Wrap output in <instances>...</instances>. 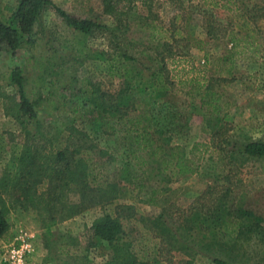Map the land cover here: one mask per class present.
<instances>
[{
	"label": "rangeland",
	"instance_id": "1",
	"mask_svg": "<svg viewBox=\"0 0 264 264\" xmlns=\"http://www.w3.org/2000/svg\"><path fill=\"white\" fill-rule=\"evenodd\" d=\"M50 1L72 19L90 21L96 27L85 36L69 27L54 9L48 8L34 26L33 33L25 36L24 43L16 52H12L0 39V95L9 96L7 100L0 98V136L6 145L22 141L23 138L21 132L17 131L14 120L5 113V105L10 102L8 100L16 96L17 88L11 86L9 79L14 68L22 70L24 92L28 100L34 102L40 98L36 109L40 112L38 121L42 124V130L47 129L48 123L54 122L55 129L52 132L55 133L59 131L56 127L67 125L71 121L72 118L67 117L68 110L85 100L90 89L89 83L100 85L103 91L112 92L117 89L119 82L116 76L112 79L114 72L116 75H123L127 71L134 82V74L142 71L144 79H149L146 76H150L158 66L156 55L161 54L169 76L176 85L179 79L205 80L207 87L221 93L224 102L228 104L218 115L217 121H209L206 133L204 113L195 111L197 100H188L176 91L177 102L164 104L161 101V106H167L168 109L174 104L178 110L185 108L187 112L190 109L189 125L185 131L174 133L172 145L182 148L186 153L195 144L220 147L222 151L205 154L198 174L175 180L161 178L160 181L146 175L143 177L142 174L139 181L135 182L142 186H132L120 174L122 158L118 157L121 151H117V148L120 150L121 145L112 137H103L101 133L93 135L83 142L81 151L95 145L96 148H92L95 153H98L96 149H103L107 154H98L100 168L93 170L92 176L96 180L91 184L92 191L87 190L77 195L70 191L59 193V189L58 192L54 191V185L39 187L33 197H38V205L43 208L40 210H24L16 204L18 197L10 198L7 194H0L3 205L8 210L5 217L9 225L8 231L0 240V264H6V252L10 247H19L21 240L29 245L30 252L25 255V264H30L34 260L32 258H37L44 249L52 257L58 256L61 260L59 264H104L109 257L108 250H84L88 226L101 217L104 211L112 215L122 214L126 240L131 243L132 252L147 264H214V259L228 264H264V158L245 161L238 154V149L246 143L264 142V60L257 63L225 60V53L230 47L226 38L211 42V49L205 60L203 52L192 46L186 47L185 40L174 42L171 36L176 29H180L184 35L188 33L198 39H207L200 27L202 16L196 8L202 7V3L213 1L225 5L226 1ZM17 4L18 0H0V22H8ZM263 4L264 0H231L229 5L226 4L228 9L221 8L214 11V14L223 27L231 26L229 29L254 26L261 38L258 34L254 37L264 48V19L254 20V17L261 14L258 9ZM153 34H164L169 40L165 43L153 41ZM119 51L137 61L129 63L120 60L114 62L113 68L108 60L113 56L117 57ZM96 55L104 60L97 59ZM146 67H150V70L147 71ZM86 120L77 119L75 123L83 133H88L89 130ZM70 142L71 140H59L54 145L47 146V153L50 151L49 156L53 153L56 155L66 147L65 144H69V152L80 148ZM230 150H233L232 154L227 153ZM220 154H224L233 164L228 165L227 172L225 157L222 155L221 159ZM112 155L115 157L113 160L110 158ZM9 158L7 152L0 155V179ZM218 173H221L218 176V187L220 183L225 186L228 184L234 202L242 198L239 203L241 205L228 206L253 213V217L231 222V225L237 227L235 229L230 225V230H239L232 246L223 244L225 234L222 230H218L216 234L206 230L205 226L193 227L190 224L195 209L201 213L214 210L215 205H201L202 200L196 202L207 186L213 184ZM100 183L103 187L97 188ZM110 185H115L121 192L116 199H107L112 195L109 193ZM73 204L95 206L86 210V206L81 207L84 209L81 215L70 222L67 230L59 228V232H54L52 236H39L42 226L38 221L50 217L51 208L47 207ZM251 225H256L257 229L252 228L249 232L247 230ZM66 231L73 236H67ZM67 244L75 249L68 253H57L60 245Z\"/></svg>",
	"mask_w": 264,
	"mask_h": 264
},
{
	"label": "trees",
	"instance_id": "2",
	"mask_svg": "<svg viewBox=\"0 0 264 264\" xmlns=\"http://www.w3.org/2000/svg\"><path fill=\"white\" fill-rule=\"evenodd\" d=\"M176 1L178 2V0ZM225 1V5L220 4L219 1H213L202 3V7L196 8L199 9L202 16L203 21L200 27L207 39H198L188 33L184 35L180 29H176L171 35L174 42L185 40L186 47L192 46L203 52L206 60L211 49V42L226 38L230 47L225 53V60L248 63L264 60V48L254 37L258 34V37L261 38L260 32L254 26L247 28L239 26V29L235 30L234 28L229 29L230 25V27L221 25L214 11L221 8L228 9L227 5L231 0ZM48 8L54 9L69 27L85 36L96 27L90 21L72 19L50 0H18L16 10L8 22H0V39L12 52H16L18 47L24 43L25 36L33 33L34 26ZM258 11L261 14L254 17V20L264 19V4ZM245 18L250 19V17ZM151 40L165 43L169 39L164 34L158 36L153 34ZM25 42L27 43V40ZM117 55V57L113 56L108 60L112 63L113 68H115L114 62L120 60L129 63L137 61L136 58L130 57L122 51H119ZM97 56L99 57V55ZM98 57L97 59L104 60L102 57ZM155 60H158V66L150 76H146L149 79H144L142 71H137L134 74V82L127 71L123 75H116L115 72L112 75L110 71L112 79L113 76L119 79L117 89L112 92L103 91L100 85L89 83L90 89L85 100L80 105L75 104L68 110L67 117L72 118L71 121L67 125L61 124V127H56L59 131L55 133L52 132V129H55L54 122L48 123L47 129L42 130V124L38 121L40 112L36 109L40 98L34 102L28 100L24 92L22 70L14 68L9 79L11 86L17 88L15 96L17 101L14 97L8 100L10 101L8 105L4 103L3 105H5V113L14 120L17 131L21 132L20 135L23 138L22 141L6 145L0 136V155L7 152L10 156L5 163L3 177L0 179V194H7L10 198L18 197L16 204L24 210L28 208L40 210L43 208L38 205L40 202L38 197L36 199L33 197L39 187L54 185V191L59 189V193L70 191L77 195L87 190L92 191L91 184L96 180L92 176L93 170L100 168L97 161L98 154L104 156L107 153L103 149H96L98 153H95V149L92 150V148H96L95 145H91L92 147H87L83 151L80 146L86 139H91L98 133H101L103 137H112L115 142L121 145L120 150L117 148V151H121L118 157L122 158L120 174L121 177L127 178L132 186H142L141 183H135L139 181L142 174L143 177L146 175V177H152L158 181L161 178L175 180L179 177L198 174L201 171L200 164L204 160L205 154L212 152L215 154L222 149H219L220 147L213 148L207 144H195L187 154L182 148L172 145L174 133L185 131L186 126L189 125L190 109L187 112H185V108L178 110L177 105L175 108V104L168 109L167 106H161L160 102L162 101L164 104L177 102L176 91L182 93L188 100H197L198 106L195 111L204 113V131L206 133H208L209 121H217L218 115L228 107V104L224 102L221 93L207 87L205 80L190 78L182 81L179 79V83L176 85L169 76L164 57L157 54ZM149 68L146 67V70L149 71ZM0 98L7 100L9 96L2 95ZM77 119L88 120V133L81 132L75 126ZM64 139L71 140L80 148L69 152L67 147L69 144H65L66 147L60 149L56 155L53 153L49 156L50 151L47 153V146L54 145L59 140L63 142ZM12 141H14L13 137ZM71 142L70 144H72ZM227 153L232 154L233 150L227 151ZM238 154L245 161L263 159L264 142L246 143L238 149ZM222 155L224 156V154L219 155L221 159ZM210 157L212 158L211 155ZM110 158L113 160L115 157L112 155ZM224 162L227 172L228 165L233 164L227 160V157ZM219 175L221 173L215 175L213 184L207 186L206 191L196 202L199 203L202 200L201 205H208V203L215 205L214 210L206 213H201L197 209L193 210L190 224L193 227L195 225L205 226L206 230L216 234H218V230H222L225 234L223 244L232 246L235 244V235L239 230H230L231 222L235 223L233 220L238 222L253 217V213L228 206L241 205L239 203L242 198L234 202L232 191L230 192L231 188L227 187L228 184L225 186L220 183V187H218ZM222 180L224 181V179ZM110 186L109 193L112 195L107 199H116L121 192L116 189L115 185ZM96 187L100 188L103 185L100 183ZM84 206H86L84 208L86 210L95 205L73 204L47 207V209L51 208V212L49 218H44L43 227L49 230L58 221L81 214L84 210L81 207ZM100 206L106 207L107 205ZM7 212L0 195V240L9 228L5 217ZM120 214L112 215L104 211L101 217L92 222L87 233V250H97L98 248L108 250L109 257L104 264H147L140 260L135 252H132L131 243L126 240L124 218ZM159 224L158 221L157 225ZM231 227L236 229L237 226L231 225ZM256 227V225H251L247 231H252V228L257 229ZM212 262L228 264L219 259H214Z\"/></svg>",
	"mask_w": 264,
	"mask_h": 264
},
{
	"label": "crops",
	"instance_id": "3",
	"mask_svg": "<svg viewBox=\"0 0 264 264\" xmlns=\"http://www.w3.org/2000/svg\"><path fill=\"white\" fill-rule=\"evenodd\" d=\"M187 154H188V152H187ZM80 215L81 214L73 216V217L65 219V220H60L57 222V224L54 227L49 228V230L45 229L43 227V220H40V221L37 220L42 226V227L40 226L41 229L39 230V236H40V234H41V236H43V235L47 236V237L52 236L54 232H59V228H61V229L63 228L64 230H67L68 226L70 225V222H73L74 220H76ZM92 222H91V224H92ZM90 226L91 225H89L88 227L90 228ZM65 234H67V236H73L68 231H66ZM72 249H75V247L71 246L69 244L60 245V247L57 249V253H68V251H71ZM86 249L87 248H85L84 250H86ZM32 259H34V260L30 264H59V263H61V260L59 259L58 256L56 258L52 257V255H49V252L46 249H44L43 252L41 251V253L39 254V256L37 258L34 256Z\"/></svg>",
	"mask_w": 264,
	"mask_h": 264
},
{
	"label": "built area",
	"instance_id": "4",
	"mask_svg": "<svg viewBox=\"0 0 264 264\" xmlns=\"http://www.w3.org/2000/svg\"><path fill=\"white\" fill-rule=\"evenodd\" d=\"M28 252H30L29 245L21 240V245L19 247H10L6 252V259H4V262L6 264H25V255Z\"/></svg>",
	"mask_w": 264,
	"mask_h": 264
}]
</instances>
